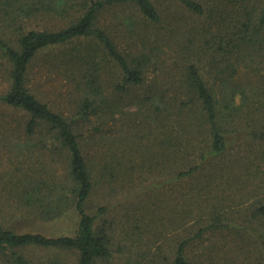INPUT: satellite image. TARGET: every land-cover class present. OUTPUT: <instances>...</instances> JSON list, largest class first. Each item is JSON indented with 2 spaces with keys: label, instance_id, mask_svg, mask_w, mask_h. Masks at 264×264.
I'll return each instance as SVG.
<instances>
[{
  "label": "trees",
  "instance_id": "1",
  "mask_svg": "<svg viewBox=\"0 0 264 264\" xmlns=\"http://www.w3.org/2000/svg\"><path fill=\"white\" fill-rule=\"evenodd\" d=\"M117 115L145 137L97 154L86 133ZM0 152L10 264H34L29 248L49 254L35 264H125L110 231L126 200L147 240L132 264H264V0H0ZM70 206L71 234L19 222Z\"/></svg>",
  "mask_w": 264,
  "mask_h": 264
},
{
  "label": "rangeland",
  "instance_id": "2",
  "mask_svg": "<svg viewBox=\"0 0 264 264\" xmlns=\"http://www.w3.org/2000/svg\"><path fill=\"white\" fill-rule=\"evenodd\" d=\"M131 109L134 110L135 108L132 107ZM143 114L145 117V111ZM123 125H124V122L121 120V117L117 115V117L114 120L109 121V125L107 127L108 130H111L112 132L105 131V132H108L106 133V135L105 133L97 134V133H94L93 131L92 132L94 134L92 132L86 133V137L89 138L88 142H91L92 140H94V142L96 141L99 143L98 146L96 147L97 150H99L97 151V154L99 152H103L104 150H107L108 146L114 143L113 141H118L120 138H123L127 135L130 136L131 133H135V132L139 133L138 135L133 134L132 137H138V136L145 137V121L141 122V118L136 117L135 120L132 121V126H129L130 129H128L130 130V132H127V131L123 132V130L121 131V127ZM90 136H92V138H90ZM5 156L6 155L3 154V152H0V184L1 186H3L4 184H7L6 182H9L11 180L12 178L11 173L12 171L16 170L14 162H10L8 158H6ZM16 161H19V160H16ZM121 195L122 194H119L116 197L117 199L116 202L124 201V199H126L124 198L125 195H123L122 198H121ZM129 196H130V193H129ZM132 203H134L133 200H132ZM94 204H95V201H94ZM134 206L135 205H131L130 203L127 204V200H126V206L121 207V208L120 207L116 208V210L111 216V219L113 218V221L115 222L113 231L112 230H111L112 232L110 231L111 236H112V242L114 244L115 251L118 252V260H121L122 258L123 259L122 262H124L125 264H132L129 258L132 256H135V258L138 257L139 253L142 251L143 252L139 256L143 257L145 254V247H147L145 246V242H147L145 238V234H143V237H141L140 235H135V234L131 235V233H127L128 231H130L128 229L129 227H127L129 226V224L127 223L128 218L131 214L134 213L133 212ZM65 209H66L65 215H63L62 217H59L56 220H50V221H37L36 220L35 221V219L34 220L28 219V220H20L19 222H21V224L25 226V229H23V231L40 232L48 236H62L66 234H71L74 232V229L76 228L75 226L78 220V216L71 206L67 208L65 207ZM3 211L6 217L7 216L9 217L13 215L14 213L15 214L17 213L16 215L13 216V217H16L18 216V213H19V210L10 209V208H6V209L3 208ZM140 223L141 221H139L138 224L140 225ZM163 227L164 226L161 224V221L155 220L152 226L153 229L150 230V234L156 233V235H158L157 238H159L160 236H162V238H171L167 242L164 241L163 244L172 243L173 239H175V235H176L175 231L171 230L170 232L165 233L164 231L163 233H161L162 232L161 228ZM169 250H170V247L165 249L164 250L165 254L168 253ZM25 254L29 258V260L34 262V264L46 260L47 256H49L48 252H44L42 250H37L34 248H29L28 250H26ZM67 259L70 260V254L64 253L63 260L66 262ZM244 259H247V258L245 256L235 257V261H237L238 263H239V260L244 261ZM248 259L251 262H248ZM248 259L246 260L244 264H256L252 256L249 257ZM73 260L74 259H72V262ZM141 260L142 261H136V264H146V263L148 264V260L145 261V258L144 259L141 258ZM214 263L224 264L225 262H214ZM0 264H10V263H8L4 257H0Z\"/></svg>",
  "mask_w": 264,
  "mask_h": 264
}]
</instances>
